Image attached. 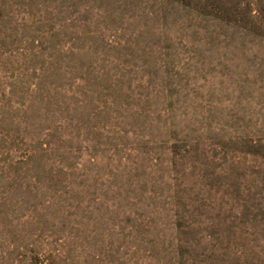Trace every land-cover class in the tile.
Returning a JSON list of instances; mask_svg holds the SVG:
<instances>
[{
	"label": "rangeland",
	"instance_id": "rangeland-1",
	"mask_svg": "<svg viewBox=\"0 0 264 264\" xmlns=\"http://www.w3.org/2000/svg\"><path fill=\"white\" fill-rule=\"evenodd\" d=\"M0 264H264V0H0Z\"/></svg>",
	"mask_w": 264,
	"mask_h": 264
}]
</instances>
